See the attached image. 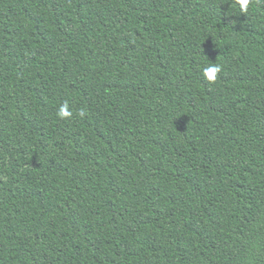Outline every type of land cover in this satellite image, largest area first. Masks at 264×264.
I'll use <instances>...</instances> for the list:
<instances>
[{
    "label": "trees",
    "instance_id": "16d2710c",
    "mask_svg": "<svg viewBox=\"0 0 264 264\" xmlns=\"http://www.w3.org/2000/svg\"><path fill=\"white\" fill-rule=\"evenodd\" d=\"M0 264H264V0H0Z\"/></svg>",
    "mask_w": 264,
    "mask_h": 264
},
{
    "label": "clouds",
    "instance_id": "9594fccd",
    "mask_svg": "<svg viewBox=\"0 0 264 264\" xmlns=\"http://www.w3.org/2000/svg\"><path fill=\"white\" fill-rule=\"evenodd\" d=\"M251 0H237V3L242 12H246ZM222 71V68L219 64L212 62L206 68L203 69L204 78L210 83H214L217 79L218 74ZM79 115L83 117L85 111L80 110ZM72 116V112L69 111L67 102L61 105L57 111V117L59 119H67Z\"/></svg>",
    "mask_w": 264,
    "mask_h": 264
}]
</instances>
